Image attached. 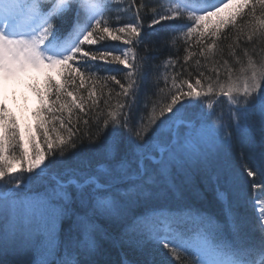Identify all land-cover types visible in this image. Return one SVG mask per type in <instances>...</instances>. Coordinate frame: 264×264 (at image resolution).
Returning a JSON list of instances; mask_svg holds the SVG:
<instances>
[{
    "label": "snow or ice",
    "instance_id": "obj_1",
    "mask_svg": "<svg viewBox=\"0 0 264 264\" xmlns=\"http://www.w3.org/2000/svg\"><path fill=\"white\" fill-rule=\"evenodd\" d=\"M9 84L36 107L0 100V264H108L105 243L148 247L145 264H264V0H0ZM208 175L225 222L186 196Z\"/></svg>",
    "mask_w": 264,
    "mask_h": 264
},
{
    "label": "trees",
    "instance_id": "obj_2",
    "mask_svg": "<svg viewBox=\"0 0 264 264\" xmlns=\"http://www.w3.org/2000/svg\"><path fill=\"white\" fill-rule=\"evenodd\" d=\"M155 39V38H152ZM161 59L167 58V53H161L160 54ZM159 63V61H157ZM148 87L147 82L143 86L141 95L143 93V90H146ZM82 131L83 127L81 128ZM94 131V129H93ZM254 139L255 143L257 145V151L264 150V126L259 124L257 128H255L254 132ZM96 147L95 145H90L85 141L82 145H80L79 150L81 152L82 158H87L92 155V149ZM121 154H123L127 149L125 144L122 142L121 146ZM244 151L245 154H247V149L242 148L241 140H233V147L231 150V156L230 160L232 163H234L236 166H239L241 163V151ZM51 159H58V157H52ZM64 161L68 165H74L75 161L72 159V154L69 153L67 156H65ZM59 166L60 169H63L64 165H55L53 168L56 169ZM54 171V170H53ZM62 171V170H58ZM220 188L223 190L224 185L223 181L221 180L219 183L212 178V175L208 176H197L195 178V188L188 191L186 193V196L188 197V200L190 203L195 204L196 207L201 208L202 210L213 214L217 217L218 220L221 222H225V217L223 215L224 205L217 199V189ZM253 197V193L251 189H248V195L247 199L251 200ZM229 199L232 201L234 205V209L237 212L238 216L242 219L244 222V231L246 233H249L253 236V238L258 239L259 233L254 232L252 230V226L256 222V211L253 210L251 206H248L246 204H237L234 197L229 194ZM66 227V224L64 225ZM113 233L117 232L116 229H110ZM226 231H227V225H226ZM61 238H63V229L61 231ZM122 254L124 257L127 258V260L131 261L132 264H145L146 261L150 258V249L148 247H145L143 251L138 250L135 247H114L110 243L104 244V255L102 259L108 261V264H120V261L122 259ZM13 259L16 260H23L27 261L31 258V253H20L17 252L14 256H12Z\"/></svg>",
    "mask_w": 264,
    "mask_h": 264
},
{
    "label": "rangeland",
    "instance_id": "obj_3",
    "mask_svg": "<svg viewBox=\"0 0 264 264\" xmlns=\"http://www.w3.org/2000/svg\"><path fill=\"white\" fill-rule=\"evenodd\" d=\"M7 91L8 95L0 96V100H3V102L7 104L9 110H11L18 118L23 116L30 119L31 112L36 107L35 98L23 88H14L11 84L8 85ZM255 122V128H257V126L261 124L258 117L255 118ZM235 139L239 140L240 138L233 133V140ZM53 170L58 171L63 169H60L58 166L56 169L53 168Z\"/></svg>",
    "mask_w": 264,
    "mask_h": 264
},
{
    "label": "bare ground",
    "instance_id": "obj_4",
    "mask_svg": "<svg viewBox=\"0 0 264 264\" xmlns=\"http://www.w3.org/2000/svg\"><path fill=\"white\" fill-rule=\"evenodd\" d=\"M6 95H8V91H7Z\"/></svg>",
    "mask_w": 264,
    "mask_h": 264
}]
</instances>
